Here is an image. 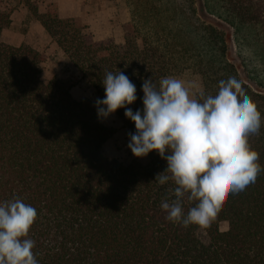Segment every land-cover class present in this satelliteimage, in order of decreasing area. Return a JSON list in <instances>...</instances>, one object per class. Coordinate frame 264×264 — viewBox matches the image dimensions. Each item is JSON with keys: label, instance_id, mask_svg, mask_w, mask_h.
<instances>
[{"label": "trees", "instance_id": "obj_1", "mask_svg": "<svg viewBox=\"0 0 264 264\" xmlns=\"http://www.w3.org/2000/svg\"><path fill=\"white\" fill-rule=\"evenodd\" d=\"M205 9L228 23L264 61V0H206ZM182 0H125L129 22L123 43L95 40L77 18H60L51 4L34 17L94 91L76 100L61 80L41 79L45 55L6 44L10 15L0 8V203L20 198L37 210L28 238L39 264H264V170L254 183L229 193L207 226L168 221L160 208L174 187L159 185L166 168L156 151L128 162L110 158L104 143L113 130L97 117L106 72L122 71L136 86L142 109L145 79L193 78L199 93L215 95L232 76L261 113L249 143L264 169V95L243 82L227 59L225 34L199 22ZM129 133L134 123L117 109ZM192 202L185 198V212ZM227 222L226 231L219 229Z\"/></svg>", "mask_w": 264, "mask_h": 264}, {"label": "clouds", "instance_id": "obj_2", "mask_svg": "<svg viewBox=\"0 0 264 264\" xmlns=\"http://www.w3.org/2000/svg\"><path fill=\"white\" fill-rule=\"evenodd\" d=\"M104 97L94 102L98 119L117 109L134 123L127 147L137 157L156 151L166 168L155 175L159 185L174 187L162 199L166 219L187 228L207 226L229 193L237 194L254 183L264 170L259 153L249 143L259 134L261 113L235 77L218 82L215 95L191 93L176 77L151 78L141 86L142 109L128 107L137 100L136 86L122 71L106 72ZM192 202L185 212L184 202ZM37 210L20 198L0 203V264H39L28 238Z\"/></svg>", "mask_w": 264, "mask_h": 264}, {"label": "rangeland", "instance_id": "obj_3", "mask_svg": "<svg viewBox=\"0 0 264 264\" xmlns=\"http://www.w3.org/2000/svg\"><path fill=\"white\" fill-rule=\"evenodd\" d=\"M185 9L193 4L199 22L216 27L225 34L227 59L236 67L240 79L254 91L264 95V61L248 42L234 35L233 28L216 14L205 9L206 0H182ZM57 10L60 18H77L87 27L95 40L112 37L115 43H123L122 25L129 22L130 12L125 0H0V8L10 15V24L3 29L1 39L4 43L18 46L28 45L45 55L41 64V79L47 82L57 78L70 88L76 100L93 99L94 91L68 62L58 46L49 38L40 22L34 17L33 9L42 14L48 5ZM194 94L198 85L193 78L182 79ZM100 121L113 130L104 143V150L110 158L128 162L135 156L127 147L129 132L121 121L111 114ZM227 222H221L219 229L226 231Z\"/></svg>", "mask_w": 264, "mask_h": 264}]
</instances>
